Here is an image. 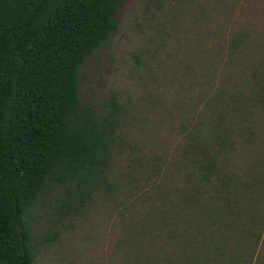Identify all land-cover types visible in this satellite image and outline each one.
I'll use <instances>...</instances> for the list:
<instances>
[{
    "label": "rangeland",
    "instance_id": "1",
    "mask_svg": "<svg viewBox=\"0 0 264 264\" xmlns=\"http://www.w3.org/2000/svg\"><path fill=\"white\" fill-rule=\"evenodd\" d=\"M81 84L97 104L120 102L113 186L59 220L37 207L34 264H175L184 241L198 264H264L261 229L235 237L230 224L217 248L224 225L250 215L213 207L222 191L203 183L194 157L199 142L225 139L223 171L264 179V0H124ZM197 188L207 205H184ZM254 195L247 225L264 229V188ZM208 206L223 218L213 234Z\"/></svg>",
    "mask_w": 264,
    "mask_h": 264
},
{
    "label": "trees",
    "instance_id": "2",
    "mask_svg": "<svg viewBox=\"0 0 264 264\" xmlns=\"http://www.w3.org/2000/svg\"><path fill=\"white\" fill-rule=\"evenodd\" d=\"M123 1L0 0V264H34L35 249L44 245L35 239L37 207L46 204L59 220L112 189L120 102L114 96L100 104L88 99L81 75L117 33ZM198 144L194 157L203 183L222 191L213 207L223 212L239 205L240 216L250 215L224 225L221 214L202 209L211 214L212 234L225 226L217 248L227 246L234 233H227L228 226L235 224V237L261 229L264 249V229L247 225L256 216L250 203L264 179L252 174L239 181L236 173L223 171L225 139L219 149ZM199 189L184 205H207ZM181 245L175 264H198L199 255L188 254L185 241Z\"/></svg>",
    "mask_w": 264,
    "mask_h": 264
}]
</instances>
